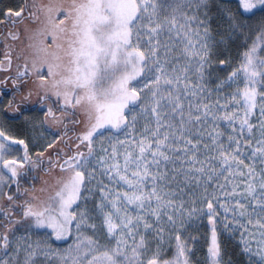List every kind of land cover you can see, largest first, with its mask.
<instances>
[{"label":"snow or ice","instance_id":"snow-or-ice-1","mask_svg":"<svg viewBox=\"0 0 264 264\" xmlns=\"http://www.w3.org/2000/svg\"><path fill=\"white\" fill-rule=\"evenodd\" d=\"M0 264H264V0H0Z\"/></svg>","mask_w":264,"mask_h":264},{"label":"flooded vegetation","instance_id":"flooded-vegetation-1","mask_svg":"<svg viewBox=\"0 0 264 264\" xmlns=\"http://www.w3.org/2000/svg\"><path fill=\"white\" fill-rule=\"evenodd\" d=\"M5 2H7V0H5Z\"/></svg>","mask_w":264,"mask_h":264}]
</instances>
